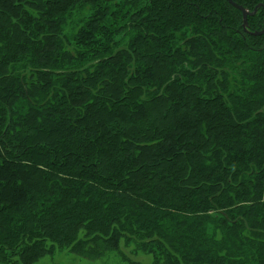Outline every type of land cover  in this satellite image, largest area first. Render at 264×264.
<instances>
[{
  "label": "trees",
  "instance_id": "16d2710c",
  "mask_svg": "<svg viewBox=\"0 0 264 264\" xmlns=\"http://www.w3.org/2000/svg\"><path fill=\"white\" fill-rule=\"evenodd\" d=\"M122 240L264 264V34L227 0H0V263Z\"/></svg>",
  "mask_w": 264,
  "mask_h": 264
},
{
  "label": "rangeland",
  "instance_id": "374dc122",
  "mask_svg": "<svg viewBox=\"0 0 264 264\" xmlns=\"http://www.w3.org/2000/svg\"><path fill=\"white\" fill-rule=\"evenodd\" d=\"M123 241L124 240L121 242L122 250L108 249L103 254L96 257L83 256L81 255V250H77L76 253H73L69 249L64 248L54 250L53 253L43 254V256L38 258L33 264H129L127 257L133 261H141L140 264H146L152 261V256L146 253L141 259L139 255L132 256L129 254V249Z\"/></svg>",
  "mask_w": 264,
  "mask_h": 264
},
{
  "label": "water",
  "instance_id": "95a60500",
  "mask_svg": "<svg viewBox=\"0 0 264 264\" xmlns=\"http://www.w3.org/2000/svg\"><path fill=\"white\" fill-rule=\"evenodd\" d=\"M231 4H233L235 7L239 8L242 13H243V27L245 29H247V26H248V17L250 15H254L255 13H257V11L259 10V8L262 6L264 7V4L263 3H260L258 4L253 11H250L248 8L244 7L243 5L241 4H238L237 2H235L234 0H228ZM250 33H253V34H264V29L260 30V31H252Z\"/></svg>",
  "mask_w": 264,
  "mask_h": 264
}]
</instances>
